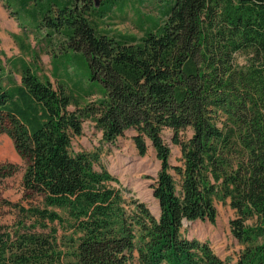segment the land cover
I'll return each instance as SVG.
<instances>
[{
  "label": "trees",
  "instance_id": "16d2710c",
  "mask_svg": "<svg viewBox=\"0 0 264 264\" xmlns=\"http://www.w3.org/2000/svg\"><path fill=\"white\" fill-rule=\"evenodd\" d=\"M5 1L33 5L30 24L64 44L57 87L25 63L7 87L0 60V132L25 161L23 196L38 200L0 224V264H223L183 231L185 221L214 224L217 201L234 211L235 264H264V0H157L164 20L138 40L101 33L95 0ZM86 120L105 143L129 129L140 155L151 143L158 217L95 168L98 152L73 151ZM12 174L0 167V181Z\"/></svg>",
  "mask_w": 264,
  "mask_h": 264
},
{
  "label": "rangeland",
  "instance_id": "374dc122",
  "mask_svg": "<svg viewBox=\"0 0 264 264\" xmlns=\"http://www.w3.org/2000/svg\"><path fill=\"white\" fill-rule=\"evenodd\" d=\"M83 0H78L82 2ZM107 0H95L96 7L104 3V12L94 17L93 23L97 29L110 37L117 39L141 38L147 30H153L162 24V4L157 0H125L124 5L109 7ZM33 5L21 7L20 4L0 0V60L4 67L3 84L7 87L20 84L21 63L32 67L40 78H47L57 87L58 81L53 76L54 58L60 57L64 37L57 33L48 36L45 29H37L31 25ZM242 62V58H240ZM68 72L72 69L69 66ZM59 80L66 81L62 72ZM12 83V84H11ZM70 110L74 107L70 106ZM135 135L133 129L124 132L113 143H105L101 140L100 131L89 120L83 123V132L72 141V149L75 152H98L99 162L95 165L103 166L118 183H112L115 187H121L126 199L134 198L144 203L150 212L159 216L157 201L152 195L160 162L157 160L155 150L146 140V152L140 155L132 138ZM191 135L190 130L180 133L185 140ZM173 133L170 129H164L162 138L170 147L169 162L172 166L180 164V149L172 143ZM26 164L16 151L10 137L0 132V167L12 169L13 174L0 181V224H10L16 216L13 205L37 204L35 197L29 200L23 196L21 178ZM216 220L214 224L207 221L184 222L183 231L187 238L208 242L212 250L222 259L223 264H235L237 252L240 247L231 236L229 220L233 218L234 211L228 205V201L215 203Z\"/></svg>",
  "mask_w": 264,
  "mask_h": 264
}]
</instances>
